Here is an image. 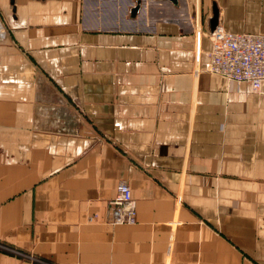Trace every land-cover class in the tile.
<instances>
[{"label":"crops","instance_id":"obj_1","mask_svg":"<svg viewBox=\"0 0 264 264\" xmlns=\"http://www.w3.org/2000/svg\"><path fill=\"white\" fill-rule=\"evenodd\" d=\"M121 1L0 0V264H264V84L205 69L264 0Z\"/></svg>","mask_w":264,"mask_h":264},{"label":"built area","instance_id":"obj_2","mask_svg":"<svg viewBox=\"0 0 264 264\" xmlns=\"http://www.w3.org/2000/svg\"><path fill=\"white\" fill-rule=\"evenodd\" d=\"M1 34V33H0ZM212 48L205 69L235 83L250 84L259 90L264 84V34L238 33L217 25L211 31ZM137 209L130 184L123 180L108 203V222L134 224Z\"/></svg>","mask_w":264,"mask_h":264},{"label":"rangeland","instance_id":"obj_3","mask_svg":"<svg viewBox=\"0 0 264 264\" xmlns=\"http://www.w3.org/2000/svg\"><path fill=\"white\" fill-rule=\"evenodd\" d=\"M109 4L112 3L114 0H106ZM126 3V0H122L121 3ZM107 10L106 14L109 20L111 21L116 16H124V19L128 18L130 16V11L128 12V8H104ZM117 14L115 11H117ZM142 12H144V8H142ZM2 25V23H0ZM3 26V25H2ZM6 32V31H5ZM6 35V34H5Z\"/></svg>","mask_w":264,"mask_h":264},{"label":"water","instance_id":"obj_4","mask_svg":"<svg viewBox=\"0 0 264 264\" xmlns=\"http://www.w3.org/2000/svg\"><path fill=\"white\" fill-rule=\"evenodd\" d=\"M174 2H177V0H172ZM141 0L138 2L140 3ZM140 4H137L136 6H134V8H132L131 12H132V16H135L139 10H140ZM218 17H219V12H218V9L216 7H214V16L213 18L211 19V29L214 30L215 27L219 24L218 23Z\"/></svg>","mask_w":264,"mask_h":264},{"label":"bare ground","instance_id":"obj_5","mask_svg":"<svg viewBox=\"0 0 264 264\" xmlns=\"http://www.w3.org/2000/svg\"><path fill=\"white\" fill-rule=\"evenodd\" d=\"M0 33H1L0 36H2V37H4L6 34L5 29L1 24H0Z\"/></svg>","mask_w":264,"mask_h":264}]
</instances>
